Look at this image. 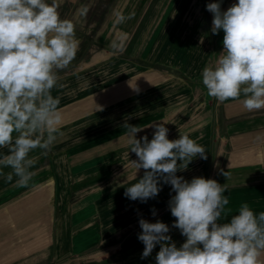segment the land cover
<instances>
[{
  "label": "crops",
  "instance_id": "crops-1",
  "mask_svg": "<svg viewBox=\"0 0 264 264\" xmlns=\"http://www.w3.org/2000/svg\"><path fill=\"white\" fill-rule=\"evenodd\" d=\"M186 1L190 3L177 6L175 11L180 15L189 12V27L177 30L182 40L166 42L177 48L175 57L168 60L183 64L167 67L145 61L150 67L144 76L131 74L135 77L125 86L122 78L115 77L114 91L108 93L104 88L94 97L83 73L80 80L69 74L72 71L59 78L63 87L54 88L52 95L60 98L62 135L47 154L40 149L30 154L36 164L30 169L33 179L28 186L16 187L15 177L12 182L0 178V264H92L95 260V264H156L159 244L149 257L141 259L145 247L138 239L141 218L165 222L170 227L168 234L172 242L178 247L185 242L180 230L171 227L175 217L169 207L174 195L170 184L161 178V191L147 202L125 197L126 187L138 182L145 170L136 173L132 161L137 159L129 151L133 137L124 128L129 121L124 117L108 121L113 109L118 115L127 111L134 113L133 116L141 111L163 109L162 115L128 123L142 130L149 128L145 134L149 140L155 125L160 123L173 127L168 129L170 140L180 137V127L202 146L212 141L210 156L215 158L209 162L207 152L206 160L196 157L184 171L191 173L186 176L189 181L203 176L226 184L224 195L229 198L226 207L232 212L222 216L220 223L238 214L243 203L256 214L264 211V110L249 112L238 101L218 103L207 96L202 71L218 60L223 49V31L218 35L210 32L213 14L206 6L215 0ZM236 2L222 0L221 8L227 10ZM60 16L68 19L66 13ZM96 16L100 18L101 14ZM184 19L185 16L179 24ZM100 24L101 21L97 25ZM93 31L83 29L78 34H93ZM201 36H205L203 44ZM116 48L128 51L124 57L135 58L130 43L123 47L112 44L111 49ZM82 62L83 58L72 61L68 68L87 66V53ZM141 105L147 106L140 110ZM178 112L180 120L174 121ZM115 128L117 132L109 131L95 138L99 136L95 131ZM141 134L138 132L136 138L145 136ZM6 154L7 148L0 149V156ZM3 171L7 173L11 169ZM223 172H228V177ZM258 264H264V253Z\"/></svg>",
  "mask_w": 264,
  "mask_h": 264
},
{
  "label": "clouds",
  "instance_id": "clouds-1",
  "mask_svg": "<svg viewBox=\"0 0 264 264\" xmlns=\"http://www.w3.org/2000/svg\"><path fill=\"white\" fill-rule=\"evenodd\" d=\"M221 2L206 6L213 14L211 34L223 31L218 60L202 71L207 96L218 103L238 101L249 112L264 110V0H237L227 10ZM130 18L117 13L116 23ZM77 50L75 25L61 18L57 0H0V149H8L0 156V178L12 182L15 177L16 187H26L33 179L30 169L36 160L30 154L37 149L47 154L62 135L60 98L52 90L63 87L56 72L70 66ZM124 128L133 137L129 151L137 157L132 160L136 173L145 170L138 182L126 187L125 197L147 202L161 191L162 178L174 193L169 201L175 217L171 227L186 237L178 247L168 224L141 218V259L159 244L156 264H258L264 253V211L256 214L243 203L238 214L220 223L232 212L226 207V184L177 175L194 158L206 160V149L180 127L175 140L160 123L151 140L147 135L136 138L142 127L125 123ZM6 168L11 171L5 173ZM222 174L228 177V172Z\"/></svg>",
  "mask_w": 264,
  "mask_h": 264
},
{
  "label": "rangeland",
  "instance_id": "rangeland-1",
  "mask_svg": "<svg viewBox=\"0 0 264 264\" xmlns=\"http://www.w3.org/2000/svg\"><path fill=\"white\" fill-rule=\"evenodd\" d=\"M48 1L52 3V0ZM66 1L68 0H57L58 12L60 15L66 13L68 19L75 25L78 50L73 61H80L83 58L82 63L84 64V57L87 53L89 62L83 68L79 64V66L73 69L58 70L56 74L59 78L66 77L70 74L80 80L81 73H83L85 76V84L90 86L91 96H98L99 90L104 88L107 89L108 93L114 91L115 77L122 78L125 86L131 79H134L135 76H131V74L137 73L138 76H144L150 67L145 65L146 63H143L145 61L150 63L157 62L156 64L158 66L164 65L167 67H176L179 64H183L181 61L168 60V57H175L177 48L176 45L170 46L166 42L170 41L171 44L172 41L183 39L177 30L180 31L181 28L185 30L189 27V12L186 15L181 14V16L179 13H176L175 8L180 5H188L190 2L186 0H111V2L107 0H102L101 2L97 0H71L69 3H64ZM99 13L101 14V19L96 16ZM117 13L124 17L130 16L131 18L117 24ZM93 16H96V18ZM184 16L185 19L179 24L181 18ZM100 21L101 24L97 25ZM182 24L183 26H180ZM96 25L97 27L94 29ZM83 29L88 31L93 29L94 31L93 34L79 35L78 32ZM160 41H164L163 46L160 45ZM128 43H130L131 55L135 57L133 59L124 57V53L127 54L128 51H124L123 48L111 49L112 44L123 47V45ZM119 50H121V53ZM67 71H72V73L64 76ZM76 83L78 84L77 81ZM103 85H106V87H101ZM146 106L141 105L140 110H143ZM164 112L163 109L157 111L146 110L133 116L134 113H128L127 111L119 113L118 115L113 109L112 113L108 114V121L115 122L117 119L124 117L125 121H129L126 122L128 124L133 120L146 121L151 117L162 115ZM180 115L181 113L178 112L174 121L176 119L180 120ZM92 120L94 122L98 121L97 119ZM167 128L172 129L173 127L169 126ZM148 130L149 128L143 129L141 135H145ZM109 131L117 132L118 129L95 131L96 134H99L95 138H100L103 136L100 134ZM203 147L209 152L210 156L211 150H213L212 141H208ZM213 157L215 158L213 155L210 156L209 162H211ZM190 174L183 171L178 176H183L187 180L186 176ZM95 261L91 263L95 264ZM70 264L79 263L72 262Z\"/></svg>",
  "mask_w": 264,
  "mask_h": 264
}]
</instances>
